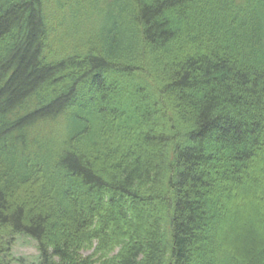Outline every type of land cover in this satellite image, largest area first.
<instances>
[{"label":"trees","instance_id":"16d2710c","mask_svg":"<svg viewBox=\"0 0 264 264\" xmlns=\"http://www.w3.org/2000/svg\"><path fill=\"white\" fill-rule=\"evenodd\" d=\"M21 238L264 264V0H0L2 256Z\"/></svg>","mask_w":264,"mask_h":264},{"label":"rangeland","instance_id":"374dc122","mask_svg":"<svg viewBox=\"0 0 264 264\" xmlns=\"http://www.w3.org/2000/svg\"><path fill=\"white\" fill-rule=\"evenodd\" d=\"M227 213L229 217L233 215V211L231 209L228 210ZM36 255L37 251L35 249V243L28 238H21L16 241L10 253L7 250L5 257H3L0 253V259L3 260L4 263L7 262V264H17V258L22 257L27 261H31ZM9 260L11 261L8 263Z\"/></svg>","mask_w":264,"mask_h":264}]
</instances>
